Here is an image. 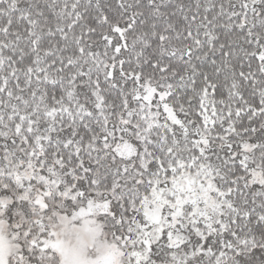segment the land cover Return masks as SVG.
Wrapping results in <instances>:
<instances>
[{
	"label": "snow or ice",
	"instance_id": "obj_1",
	"mask_svg": "<svg viewBox=\"0 0 264 264\" xmlns=\"http://www.w3.org/2000/svg\"><path fill=\"white\" fill-rule=\"evenodd\" d=\"M0 264H264V0H0Z\"/></svg>",
	"mask_w": 264,
	"mask_h": 264
}]
</instances>
